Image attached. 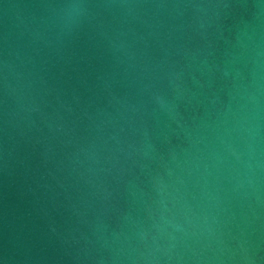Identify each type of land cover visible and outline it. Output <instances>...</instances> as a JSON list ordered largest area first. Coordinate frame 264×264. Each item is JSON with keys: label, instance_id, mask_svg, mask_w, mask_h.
Returning a JSON list of instances; mask_svg holds the SVG:
<instances>
[{"label": "water", "instance_id": "water-1", "mask_svg": "<svg viewBox=\"0 0 264 264\" xmlns=\"http://www.w3.org/2000/svg\"><path fill=\"white\" fill-rule=\"evenodd\" d=\"M0 264H264V0H0Z\"/></svg>", "mask_w": 264, "mask_h": 264}]
</instances>
